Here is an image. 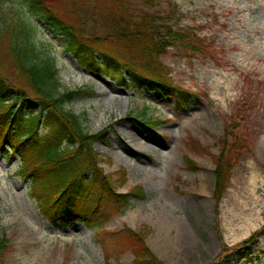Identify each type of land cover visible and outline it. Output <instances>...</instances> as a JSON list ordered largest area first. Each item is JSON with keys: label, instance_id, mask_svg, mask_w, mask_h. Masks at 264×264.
<instances>
[{"label": "rangeland", "instance_id": "374dc122", "mask_svg": "<svg viewBox=\"0 0 264 264\" xmlns=\"http://www.w3.org/2000/svg\"><path fill=\"white\" fill-rule=\"evenodd\" d=\"M43 2L80 29L83 39L137 72L152 74L162 68L170 82L196 98L189 108L179 109L174 97L138 87L128 70L123 72L125 81L121 79L101 51L96 56L99 68L88 69L24 0H0L4 77L31 94L29 80L11 55L10 34L1 29L25 13L36 25L38 51L55 59L59 91H82L66 107L91 133L107 127L106 140L94 143L100 165L114 179L127 171L128 181L118 191L141 185L145 192L131 195L129 204L115 213L112 199L92 205L95 219L109 216L102 228L108 234L83 222L63 227L31 196L29 180L19 174L20 159L0 152V236L10 240L4 263L133 264L132 251L118 237L131 228L149 231L147 246L163 264H264V0ZM128 17L133 23L126 27ZM149 18L161 43L169 41L170 46L130 52L111 41L126 29L136 32ZM97 37L105 42L97 44ZM141 53L152 54L159 68L147 65ZM144 110L164 123L145 129L135 119ZM125 125L134 129L136 140L123 132ZM46 133L41 126L39 135ZM224 146L232 150L234 165L217 201L215 158ZM186 155L197 169L188 166ZM260 231L245 253L241 243Z\"/></svg>", "mask_w": 264, "mask_h": 264}, {"label": "trees", "instance_id": "16d2710c", "mask_svg": "<svg viewBox=\"0 0 264 264\" xmlns=\"http://www.w3.org/2000/svg\"><path fill=\"white\" fill-rule=\"evenodd\" d=\"M24 4L33 14L42 17L54 33L60 34L67 49L88 69L99 68L96 56L101 51L105 55L106 64L112 67L115 74L120 73V78L124 81L122 74L128 70L136 78L135 84L138 87L173 96L179 109L189 108L195 99L196 94L170 82L162 68L156 69L152 74L137 72L127 61L91 44L92 40L83 39L79 35L83 34L80 29L67 24L43 0H24ZM128 18L126 27H129L130 21L133 23L132 18ZM35 26L25 13H19L13 25L1 28L10 34L11 55L20 73L29 80L31 94L9 81L0 71V152L10 158L17 156L20 159L19 174L29 180L31 196L49 219L63 227L84 222L88 226H94L97 231L108 234L102 228L109 216L99 215L95 219L96 213L92 205L99 203L104 197L113 199L115 205L111 213H115L129 204L131 195H145L144 188L137 185L127 192H118L128 181L127 171L123 169L114 179L100 165L101 160L94 150L96 141L106 140L107 127L90 133L83 126L79 115L66 107L82 91H59V69L54 58L42 56L38 51L34 40ZM127 31L129 29L122 31L111 41L130 52H157L158 49L171 45L169 41L161 43L150 18L143 20L136 32ZM95 39L98 41L93 42L99 45L105 42L98 37ZM140 58L147 65L159 68L152 54L141 53ZM7 99L12 101L6 102ZM26 111L28 116L25 115ZM135 119L149 130L163 122L158 118L147 117L146 110ZM41 126L47 131L46 134L39 135ZM185 157L188 166L197 169L196 162L188 155ZM231 157L232 150L227 151L224 146L215 158L217 201L227 188L234 165ZM120 232L118 237L122 239L125 248L132 251L133 264H163L147 246L146 236L149 231L135 232L126 228ZM262 234L263 231L255 232L241 243L245 253L249 250L247 246L254 245ZM9 243L10 240L5 235L0 236V264H5L2 255L8 250ZM104 248L106 258L109 259L110 252L106 245Z\"/></svg>", "mask_w": 264, "mask_h": 264}, {"label": "bare ground", "instance_id": "6f19581e", "mask_svg": "<svg viewBox=\"0 0 264 264\" xmlns=\"http://www.w3.org/2000/svg\"><path fill=\"white\" fill-rule=\"evenodd\" d=\"M168 122V121H167ZM166 122V123H167ZM123 132L128 134L130 136V138H135V140L137 139L136 134L134 133V129L130 126V125H125L123 127Z\"/></svg>", "mask_w": 264, "mask_h": 264}]
</instances>
